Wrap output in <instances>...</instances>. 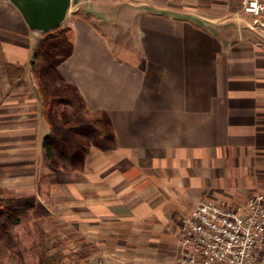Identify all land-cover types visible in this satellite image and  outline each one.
I'll return each instance as SVG.
<instances>
[{"label": "crops", "instance_id": "0c3cea01", "mask_svg": "<svg viewBox=\"0 0 264 264\" xmlns=\"http://www.w3.org/2000/svg\"><path fill=\"white\" fill-rule=\"evenodd\" d=\"M243 6L244 0L72 4L62 27L74 30L75 46L59 70L92 112L108 113L118 144L108 152L91 148L82 172L87 183L46 184L49 218L62 226L72 220L74 241L87 245V262L81 255L80 261L178 264L186 215L202 203L234 206L250 197L217 183L223 176L239 184L250 164H264V47L250 39L255 18ZM122 7L133 22L115 31L126 41L113 43L111 23L100 18ZM41 38L16 6L0 0V169L17 163L10 168L18 171L27 148L36 147L43 160L50 128L29 78ZM6 64L24 68V77L11 81ZM260 180L254 193L264 195V175Z\"/></svg>", "mask_w": 264, "mask_h": 264}, {"label": "trees", "instance_id": "16d2710c", "mask_svg": "<svg viewBox=\"0 0 264 264\" xmlns=\"http://www.w3.org/2000/svg\"><path fill=\"white\" fill-rule=\"evenodd\" d=\"M74 46V30L60 27L40 39L31 64L39 85L42 116L50 128L42 145V156L51 170L52 186L80 182L92 147L103 152L118 149L108 113L92 112L79 89L59 70L72 56ZM5 70L11 81H19L26 73L24 68L10 64L5 65ZM31 217L49 218L51 212L36 197L6 198L0 191V234L8 225H20L22 218Z\"/></svg>", "mask_w": 264, "mask_h": 264}, {"label": "rangeland", "instance_id": "374dc122", "mask_svg": "<svg viewBox=\"0 0 264 264\" xmlns=\"http://www.w3.org/2000/svg\"><path fill=\"white\" fill-rule=\"evenodd\" d=\"M100 21L111 23L112 26L110 27L109 24L106 31L110 33L109 36L113 43L117 41L123 44L126 41L125 37L118 35V33L115 35V31L116 29H125L126 25H131L133 14L126 7H122L120 10L118 8L110 9L109 15L105 19L100 18ZM261 21L264 23V19ZM251 33L250 39L259 44L260 47H264V26L261 23L254 25ZM29 78L32 87L38 92L39 85L33 69ZM37 150L36 147L26 149L29 154H26L23 158L24 161L26 159L28 161L19 164L18 171L10 168L17 163H13V165L6 163L8 168L0 169V191L3 197L13 199L36 197L38 203L46 206V202H43V196L46 194V184L49 183L51 170L43 160H40V152ZM263 175L264 164L252 163L246 175L240 176L239 184H236L235 179L230 182L223 176L217 183L220 188H222L223 182L227 186H235L233 189L235 188L242 195L241 197H249L256 194V192L254 193L255 188L257 190L262 189L260 178ZM81 183H87L82 174ZM212 187V184H210V188ZM216 190H218V187ZM72 202V199H70L69 205H72ZM54 203H64V200H56ZM49 208L52 209L50 205ZM55 214L57 215V213ZM71 223L72 220L62 226L58 224L56 216L53 219L43 218L39 220L33 217L29 219L22 218L20 225H8L6 231L0 234V264H85L87 262V245H79L74 241L78 234V228L73 227ZM79 246L81 247L80 250ZM80 255L81 258L86 259V262L79 260ZM262 264H264V259Z\"/></svg>", "mask_w": 264, "mask_h": 264}, {"label": "built area", "instance_id": "2783aa9c", "mask_svg": "<svg viewBox=\"0 0 264 264\" xmlns=\"http://www.w3.org/2000/svg\"><path fill=\"white\" fill-rule=\"evenodd\" d=\"M243 11L264 26V0H244ZM178 238V264H262L264 195L234 206L202 203L182 219Z\"/></svg>", "mask_w": 264, "mask_h": 264}, {"label": "water", "instance_id": "95a60500", "mask_svg": "<svg viewBox=\"0 0 264 264\" xmlns=\"http://www.w3.org/2000/svg\"><path fill=\"white\" fill-rule=\"evenodd\" d=\"M23 15L36 37L57 30L66 21L73 3L78 0H7Z\"/></svg>", "mask_w": 264, "mask_h": 264}]
</instances>
